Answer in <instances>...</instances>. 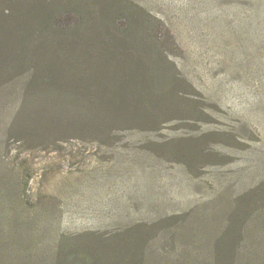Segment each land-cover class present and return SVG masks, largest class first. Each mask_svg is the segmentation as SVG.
<instances>
[{
  "label": "rangeland",
  "instance_id": "1",
  "mask_svg": "<svg viewBox=\"0 0 264 264\" xmlns=\"http://www.w3.org/2000/svg\"><path fill=\"white\" fill-rule=\"evenodd\" d=\"M115 1L160 37L125 69L91 43ZM74 25L66 52L51 31ZM51 58L66 66L53 85ZM105 87L127 110L102 113ZM85 250L98 264H264V0H0V264Z\"/></svg>",
  "mask_w": 264,
  "mask_h": 264
},
{
  "label": "trees",
  "instance_id": "2",
  "mask_svg": "<svg viewBox=\"0 0 264 264\" xmlns=\"http://www.w3.org/2000/svg\"><path fill=\"white\" fill-rule=\"evenodd\" d=\"M116 2L117 1H115V3L108 2L106 4V9L104 10L101 16L102 18L100 17V23L103 22L104 24L102 26L103 32H100L98 34V38H91V43L94 47V52L97 54H101L100 58L102 56H106L108 59H110L109 57L113 56L115 53L118 52L119 56H121V58L123 59V62L121 63V65H119V68L122 67L123 69H125L127 68V60H133L134 58L133 56H130V53L132 50H135L137 48V44L142 45L144 44V42L148 41L147 45L153 43V46H157L156 43H159L160 37L158 36V30L155 29L156 26L153 22V20H156V18L147 13V19L143 20L141 16H138L137 13L130 10V6H121L118 5V2V4ZM126 11H129L126 16L128 19L126 20V22L123 21V23H121L123 14ZM65 13L68 14L69 12L66 11ZM54 15L55 9H51V11H49L45 15L44 23H41L39 27H37V31L35 32V34L38 35L35 36L39 39V41H45L51 38V36L48 35L47 32L50 28H52L51 22L54 18ZM67 20L71 21L69 17ZM142 20L144 21V24L142 26H139V23ZM63 25L66 24L63 23ZM126 26H128L129 28L126 29ZM73 27L74 30L72 32H74V34L70 31L71 28H60L58 31H56L55 29L51 31L52 33L61 34L69 38L66 39V45H62V47L66 48V52L69 49H71L73 52H77L81 45V40L77 37L78 35L76 36L75 33L80 29V26L74 25ZM134 33H136V35ZM66 34H71L74 37H69ZM129 37H133V39H130ZM59 40L60 42L64 41L62 37L59 38ZM155 41L156 43H154ZM84 56L86 57V59L88 58V54H84ZM40 65L41 67H46L49 69L48 72L43 76V78H47V84L49 85L55 84L58 78L61 77L60 75L62 73L63 68H66V66L60 64L54 58H51L48 61L43 59ZM116 69L118 70V67H116ZM99 71H101V69H99ZM105 71L112 72L111 70ZM102 76L103 73L100 75L98 80H101ZM33 77V81H35L39 78V75L34 74ZM133 77H135V75H133ZM33 81L32 79H30V82ZM109 89L110 87H105V90H103V97L101 103L102 113L106 115L121 114V111L127 110L125 103L120 96L115 95L114 92H110ZM135 89L141 91L149 90L150 88L143 89L141 87H135ZM54 100L55 98L53 99V101ZM95 259V254L92 250H85L84 253L77 251L75 252L73 257H65L67 264H98Z\"/></svg>",
  "mask_w": 264,
  "mask_h": 264
}]
</instances>
